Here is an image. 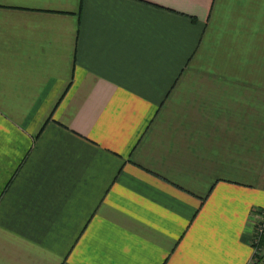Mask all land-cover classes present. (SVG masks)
I'll list each match as a JSON object with an SVG mask.
<instances>
[{"label": "crops", "instance_id": "1", "mask_svg": "<svg viewBox=\"0 0 264 264\" xmlns=\"http://www.w3.org/2000/svg\"><path fill=\"white\" fill-rule=\"evenodd\" d=\"M261 213L264 0H0V264H249Z\"/></svg>", "mask_w": 264, "mask_h": 264}, {"label": "built area", "instance_id": "2", "mask_svg": "<svg viewBox=\"0 0 264 264\" xmlns=\"http://www.w3.org/2000/svg\"><path fill=\"white\" fill-rule=\"evenodd\" d=\"M264 236V213L260 214V217L258 218V222H256L254 231H253V237L251 246L253 248V258L249 262V264H255L258 258L257 256H261L260 253H263L264 251L261 250V239Z\"/></svg>", "mask_w": 264, "mask_h": 264}, {"label": "rangeland", "instance_id": "3", "mask_svg": "<svg viewBox=\"0 0 264 264\" xmlns=\"http://www.w3.org/2000/svg\"><path fill=\"white\" fill-rule=\"evenodd\" d=\"M251 242H252V241H251ZM260 246H261V244H260ZM261 250L264 251V246H261ZM260 255H261V256H257L258 259H260L261 257L264 256V252H263V253H260ZM263 264H264V263H263Z\"/></svg>", "mask_w": 264, "mask_h": 264}, {"label": "trees", "instance_id": "4", "mask_svg": "<svg viewBox=\"0 0 264 264\" xmlns=\"http://www.w3.org/2000/svg\"><path fill=\"white\" fill-rule=\"evenodd\" d=\"M256 259H257V261H256V263H255V264H259V262H260L261 258H260V259L256 258Z\"/></svg>", "mask_w": 264, "mask_h": 264}]
</instances>
